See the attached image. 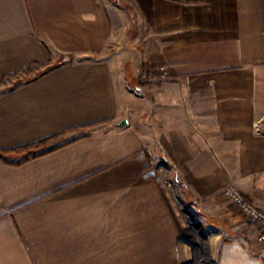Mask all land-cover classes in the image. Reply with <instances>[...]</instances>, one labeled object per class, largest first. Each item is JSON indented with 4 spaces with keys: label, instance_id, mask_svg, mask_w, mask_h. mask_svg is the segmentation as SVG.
<instances>
[{
    "label": "crops",
    "instance_id": "crops-1",
    "mask_svg": "<svg viewBox=\"0 0 264 264\" xmlns=\"http://www.w3.org/2000/svg\"><path fill=\"white\" fill-rule=\"evenodd\" d=\"M52 136L0 162V264H180L155 151L234 236L216 264H264L223 196L264 214V0H0V152Z\"/></svg>",
    "mask_w": 264,
    "mask_h": 264
},
{
    "label": "rangeland",
    "instance_id": "rangeland-1",
    "mask_svg": "<svg viewBox=\"0 0 264 264\" xmlns=\"http://www.w3.org/2000/svg\"><path fill=\"white\" fill-rule=\"evenodd\" d=\"M140 42L141 40H139V43ZM134 60L135 62L140 63L141 56L134 55ZM126 73L130 83L135 81V83L138 84L139 79L140 86L142 85V82L148 78L147 73L143 72L141 66L139 67L137 74L138 79H132V74L129 70H126ZM68 138H63L49 147H53ZM147 160L150 172L155 173L158 178L161 194L177 226L179 241L181 242V246L179 247L177 245V249L180 248L179 252L182 254V257L183 254L188 256L186 259L182 260L180 264L191 260L193 255L197 258H201L202 250H207L208 255L212 259L208 264H216V251L222 246L218 241H224L225 239H230L234 236L232 234H222L221 231L206 226L205 217L200 214L197 207L188 202L186 195H183L181 192L182 190L175 179L172 167L166 163L163 155L159 151H155L149 155ZM218 243L220 244L219 246ZM239 264H241V261Z\"/></svg>",
    "mask_w": 264,
    "mask_h": 264
},
{
    "label": "trees",
    "instance_id": "trees-1",
    "mask_svg": "<svg viewBox=\"0 0 264 264\" xmlns=\"http://www.w3.org/2000/svg\"><path fill=\"white\" fill-rule=\"evenodd\" d=\"M93 127H94V124L84 126L82 128H79V129L90 130ZM58 137L59 136H52L50 138H47V139L42 140V141L35 143V144H30V145H27V146H24V147L15 149V150H7V151L0 152V162L10 164V165H14V166H20V165L24 164L25 162H27L33 158L39 157V156H41L47 152H50V151H53V150L59 148L60 146H63V145H66L68 143H71L72 141H75V140H72V141H69L66 143L65 142L64 143H58L53 148L49 147V143L52 141H55ZM12 154H18L21 157L18 156V157L9 158ZM172 169H173V172L175 175V179H176L177 183L179 184V186L182 190L181 192L183 193V195H186V188H185L184 184L178 178L176 169L173 167H172Z\"/></svg>",
    "mask_w": 264,
    "mask_h": 264
},
{
    "label": "built area",
    "instance_id": "built-area-1",
    "mask_svg": "<svg viewBox=\"0 0 264 264\" xmlns=\"http://www.w3.org/2000/svg\"><path fill=\"white\" fill-rule=\"evenodd\" d=\"M223 196L229 200L232 206L243 216L245 222L257 226L260 230V238L264 241V214L232 185H227L223 190Z\"/></svg>",
    "mask_w": 264,
    "mask_h": 264
},
{
    "label": "water",
    "instance_id": "water-1",
    "mask_svg": "<svg viewBox=\"0 0 264 264\" xmlns=\"http://www.w3.org/2000/svg\"><path fill=\"white\" fill-rule=\"evenodd\" d=\"M117 125L120 127H126L128 125V121L126 119H120L117 122ZM201 253H202L201 258H197L196 256L193 255L191 260L185 261L182 264H208L209 262L208 251L202 250Z\"/></svg>",
    "mask_w": 264,
    "mask_h": 264
}]
</instances>
